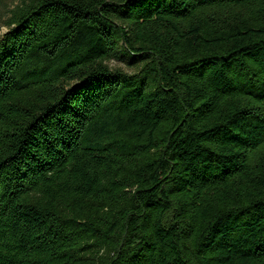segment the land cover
Here are the masks:
<instances>
[{"label":"trees","instance_id":"1","mask_svg":"<svg viewBox=\"0 0 264 264\" xmlns=\"http://www.w3.org/2000/svg\"><path fill=\"white\" fill-rule=\"evenodd\" d=\"M0 15V264H264V0Z\"/></svg>","mask_w":264,"mask_h":264},{"label":"rangeland","instance_id":"2","mask_svg":"<svg viewBox=\"0 0 264 264\" xmlns=\"http://www.w3.org/2000/svg\"><path fill=\"white\" fill-rule=\"evenodd\" d=\"M7 31V29L3 26V20L2 17L0 15V37ZM113 67H122L123 69H125L127 72L131 73L130 70L127 69V67H125L124 65L121 64H117V63H113L112 64Z\"/></svg>","mask_w":264,"mask_h":264}]
</instances>
